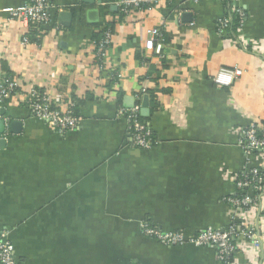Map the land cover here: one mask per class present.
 <instances>
[{"label":"crops","instance_id":"0c3cea01","mask_svg":"<svg viewBox=\"0 0 264 264\" xmlns=\"http://www.w3.org/2000/svg\"><path fill=\"white\" fill-rule=\"evenodd\" d=\"M50 1L52 24L27 45V30L0 13V83L19 84L0 106V234L17 264H221L215 249L163 246L141 224L189 234L229 224L227 197L245 166L236 129L264 120V0L240 1L251 50L219 35L224 0H161L125 17L112 0ZM105 22L112 41L99 61ZM154 28L165 31L164 58L145 48ZM234 68L244 74L216 82ZM33 88L60 110L75 103L79 127L61 135L34 118ZM147 90L157 107L145 94L141 116L157 144L144 150L117 113ZM236 256L248 264L249 254Z\"/></svg>","mask_w":264,"mask_h":264},{"label":"built area","instance_id":"2783aa9c","mask_svg":"<svg viewBox=\"0 0 264 264\" xmlns=\"http://www.w3.org/2000/svg\"><path fill=\"white\" fill-rule=\"evenodd\" d=\"M224 1L228 6L225 17L217 25L219 35L235 40L247 50L256 48V43L251 42L244 33L247 15L240 4L241 0ZM160 2L161 0H112V4L117 6L119 13L124 17L134 11L151 10ZM52 9L53 4L50 0H28L19 7L0 9V13L7 14L9 20L18 21L27 30L23 38V43L27 45L32 42V32L41 33L52 24ZM235 19L237 26L234 28ZM102 30L104 31L102 38L96 43L99 61L104 60L112 41L111 29L103 26ZM148 33L146 50L164 58L166 40L164 29L154 28ZM243 74L244 71L239 68L222 69L216 82L229 85ZM18 89L17 81L10 78L3 80L0 83V106L4 105ZM26 103L34 118L46 123L61 135L73 132L80 125L81 117L75 115L72 108L60 110L50 96L40 89H31ZM140 115L141 105H135L132 109L120 108L117 113L118 118L126 120L131 145L149 150L156 146L157 141L151 129L139 120ZM236 132L239 146L245 154V166L234 176L236 193L227 197V202L231 206L229 224L222 229L209 227L189 234L184 230L165 232L145 220L141 224L143 235L166 247L192 245L213 248L221 264H238L236 255L239 251L250 255L248 264H264V120L239 127ZM0 264H17L15 248L8 238L7 231L0 234Z\"/></svg>","mask_w":264,"mask_h":264},{"label":"trees","instance_id":"16d2710c","mask_svg":"<svg viewBox=\"0 0 264 264\" xmlns=\"http://www.w3.org/2000/svg\"><path fill=\"white\" fill-rule=\"evenodd\" d=\"M120 15L122 16V17H124L121 13H120ZM235 25H234V28L237 26L236 25V19H235ZM105 27V28H110L111 29V26H110V24L108 23V22H105V23H103L102 24V27ZM103 30H101L100 32H98L97 34H96V43L98 42V40H100V38H102V35H103ZM32 40H36L37 42L39 41V40H37L36 39V33L35 32H32ZM96 48H97V46H96ZM139 58H140V60H142L143 58H142V56L140 55L139 56ZM145 94L146 95H148L149 97H150V99H151V103L153 104V106H155V107H157V105H156V94L154 93V92H150V91H145V92H142L141 94H139L138 96H139V100H138V102H137V104L136 105H141V100H142V98L145 96ZM75 104V103H74ZM72 105V110L74 111V113H75V115H77V116H80V114H79V111H78V107L76 106V105ZM139 120L142 122V123H144V124H147V119L146 118H144V117H142L141 115L139 116Z\"/></svg>","mask_w":264,"mask_h":264},{"label":"water","instance_id":"95a60500","mask_svg":"<svg viewBox=\"0 0 264 264\" xmlns=\"http://www.w3.org/2000/svg\"><path fill=\"white\" fill-rule=\"evenodd\" d=\"M92 16V15H90ZM148 98H145V102L143 104V109H141V115L144 117H148L149 116V110H148Z\"/></svg>","mask_w":264,"mask_h":264}]
</instances>
